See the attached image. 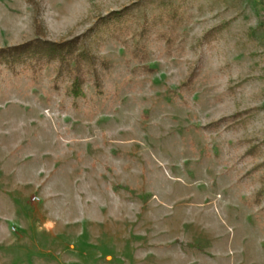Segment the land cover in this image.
Segmentation results:
<instances>
[{"label":"rangeland","instance_id":"rangeland-1","mask_svg":"<svg viewBox=\"0 0 264 264\" xmlns=\"http://www.w3.org/2000/svg\"><path fill=\"white\" fill-rule=\"evenodd\" d=\"M36 40L0 59V264H264V0H0V49Z\"/></svg>","mask_w":264,"mask_h":264},{"label":"trees","instance_id":"trees-1","mask_svg":"<svg viewBox=\"0 0 264 264\" xmlns=\"http://www.w3.org/2000/svg\"><path fill=\"white\" fill-rule=\"evenodd\" d=\"M115 15H117L118 17L119 14H115ZM38 42L39 41L36 40L34 42H29L21 46L0 49V59L8 60L9 59L8 56H14V59H17L16 56H19L20 54L24 52H28L29 54L32 53V55H34L35 53L33 52L39 51V49L41 48V47L39 48L38 45H35ZM42 44L44 45V49H48V51L59 55L58 57H60L63 60H65L66 52L70 50L72 53L76 48V45H74V43L72 42L65 43V44H54L51 42H42L41 45Z\"/></svg>","mask_w":264,"mask_h":264},{"label":"built area","instance_id":"built-area-1","mask_svg":"<svg viewBox=\"0 0 264 264\" xmlns=\"http://www.w3.org/2000/svg\"><path fill=\"white\" fill-rule=\"evenodd\" d=\"M32 202H33V203H38V202H40V198H38V197H33V198H32Z\"/></svg>","mask_w":264,"mask_h":264}]
</instances>
